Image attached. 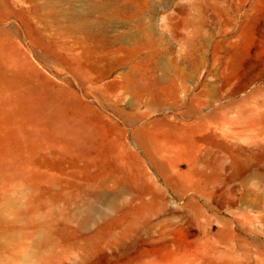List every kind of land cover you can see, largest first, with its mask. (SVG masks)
<instances>
[{"label":"rangeland","instance_id":"374dc122","mask_svg":"<svg viewBox=\"0 0 264 264\" xmlns=\"http://www.w3.org/2000/svg\"><path fill=\"white\" fill-rule=\"evenodd\" d=\"M0 108V264H264V0H0Z\"/></svg>","mask_w":264,"mask_h":264},{"label":"bare ground","instance_id":"6f19581e","mask_svg":"<svg viewBox=\"0 0 264 264\" xmlns=\"http://www.w3.org/2000/svg\"><path fill=\"white\" fill-rule=\"evenodd\" d=\"M62 1L50 0L53 4H59ZM2 113L3 110L0 108V238L6 242L13 241L18 242V245L24 244L25 253L36 255L34 250L31 249L34 240L31 229L34 218L31 213L33 208L30 205V210L27 211L29 219L27 218L23 223V217L17 215L19 212L14 205L15 199L13 198L18 191H24L28 188L26 176H29L32 172L29 153L31 154L34 143H31V139L26 136H20L18 133L20 121L16 116L14 118L9 117L8 122L1 119ZM21 234H23V237H21ZM21 238L22 241L20 242ZM35 251L37 252V250ZM29 260H31L30 257Z\"/></svg>","mask_w":264,"mask_h":264}]
</instances>
